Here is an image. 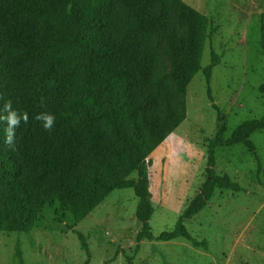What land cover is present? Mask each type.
<instances>
[{"label":"trees","instance_id":"1","mask_svg":"<svg viewBox=\"0 0 264 264\" xmlns=\"http://www.w3.org/2000/svg\"><path fill=\"white\" fill-rule=\"evenodd\" d=\"M211 25L182 0H0V105L10 99L29 116L17 129L15 151L4 145L0 125V231L28 233L54 204L79 222L114 189L132 188L141 223L133 255L143 240L178 237L206 249L185 221L217 191L244 190L216 173L215 151L243 144L256 156L251 136L264 130V114L226 136V118L212 104L220 125L208 139L206 178L174 228L158 235L149 223V155L185 119L194 75L201 70L211 82L219 55L211 51L210 63L200 64L206 39L218 29ZM259 46L264 54L263 15ZM259 90L264 94V83ZM41 112L56 118L50 133L35 119ZM70 229L89 256L85 236Z\"/></svg>","mask_w":264,"mask_h":264},{"label":"rangeland","instance_id":"2","mask_svg":"<svg viewBox=\"0 0 264 264\" xmlns=\"http://www.w3.org/2000/svg\"><path fill=\"white\" fill-rule=\"evenodd\" d=\"M182 1L218 27L206 39L200 64L210 63L211 51L219 55V63L210 83L201 70L194 75L187 86L185 119L149 155L154 235L174 228L206 178L208 139L220 125L212 104L226 118V136L264 114L259 90L264 83L259 46L264 0ZM163 62L170 73V57L164 55ZM251 140L256 156L243 144L215 151L216 173H226L244 190L217 191L200 213L185 221L192 237L206 239V249L178 237L143 240L133 255L141 228L135 216L137 197L132 188H122L79 222L54 204L42 210L28 233L0 231V264H126L127 255H133L132 264H264V130L254 132ZM135 176L133 172L130 178ZM70 227L85 236L89 256Z\"/></svg>","mask_w":264,"mask_h":264},{"label":"clouds","instance_id":"3","mask_svg":"<svg viewBox=\"0 0 264 264\" xmlns=\"http://www.w3.org/2000/svg\"><path fill=\"white\" fill-rule=\"evenodd\" d=\"M0 99L3 98L0 97ZM35 119L40 122L42 130L45 132L50 133L55 127L56 118L52 113H38ZM28 121V113L13 108L10 99L0 105V125H3L4 134L3 143L9 151L16 150L18 143L17 129L20 128L22 123L26 124Z\"/></svg>","mask_w":264,"mask_h":264}]
</instances>
